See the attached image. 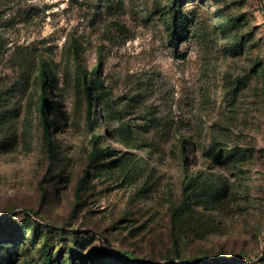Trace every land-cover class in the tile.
I'll return each mask as SVG.
<instances>
[{
	"label": "rangeland",
	"instance_id": "374dc122",
	"mask_svg": "<svg viewBox=\"0 0 264 264\" xmlns=\"http://www.w3.org/2000/svg\"><path fill=\"white\" fill-rule=\"evenodd\" d=\"M176 4L0 0V264H264V0Z\"/></svg>",
	"mask_w": 264,
	"mask_h": 264
},
{
	"label": "trees",
	"instance_id": "16d2710c",
	"mask_svg": "<svg viewBox=\"0 0 264 264\" xmlns=\"http://www.w3.org/2000/svg\"><path fill=\"white\" fill-rule=\"evenodd\" d=\"M182 1L183 0H177V4L175 5V7L172 10V21L173 22H172L171 31H170V35L172 36V38H174L175 35H177L180 32V30L183 28V26H182L183 24L178 21L179 20L178 15L180 12V7L182 5L181 4ZM93 71L97 72V68H95ZM40 81H41V85L43 86V88H45V83L47 81H46V78L44 77L43 73H41ZM98 87H101V80L99 79V77L96 73L94 79L92 80V86L90 87L87 84H85V86H84L85 96H86V100H87L88 105L91 104V100H92L91 88H98ZM105 103H109V100L105 99ZM46 105H47V99H46L45 91L43 89L39 95L40 115H41V120H42V124H43L44 137L47 140L48 151L50 153V156L53 157L55 145L51 139V136L49 133V127H53L54 122H53V119L48 115V110H47ZM54 110L58 111L57 105L54 106ZM89 111H90V105L88 106V112ZM263 240H264V234H263ZM122 254L127 255V252L122 251ZM48 264H52V261L49 260ZM69 264H73V262L70 260Z\"/></svg>",
	"mask_w": 264,
	"mask_h": 264
}]
</instances>
